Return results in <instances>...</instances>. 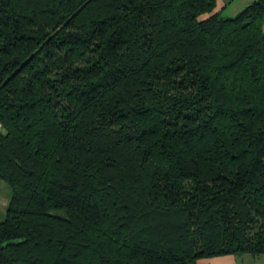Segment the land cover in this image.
Listing matches in <instances>:
<instances>
[{
	"label": "trees",
	"instance_id": "16d2710c",
	"mask_svg": "<svg viewBox=\"0 0 264 264\" xmlns=\"http://www.w3.org/2000/svg\"><path fill=\"white\" fill-rule=\"evenodd\" d=\"M0 0V264L264 254V0Z\"/></svg>",
	"mask_w": 264,
	"mask_h": 264
},
{
	"label": "rangeland",
	"instance_id": "374dc122",
	"mask_svg": "<svg viewBox=\"0 0 264 264\" xmlns=\"http://www.w3.org/2000/svg\"><path fill=\"white\" fill-rule=\"evenodd\" d=\"M253 0H219L222 13L225 16H234L250 4ZM11 199V189L4 180H0V220L6 216L8 203Z\"/></svg>",
	"mask_w": 264,
	"mask_h": 264
},
{
	"label": "crops",
	"instance_id": "0c3cea01",
	"mask_svg": "<svg viewBox=\"0 0 264 264\" xmlns=\"http://www.w3.org/2000/svg\"><path fill=\"white\" fill-rule=\"evenodd\" d=\"M218 5L215 11H222ZM197 264H264V254H225L213 257H204L198 260Z\"/></svg>",
	"mask_w": 264,
	"mask_h": 264
}]
</instances>
